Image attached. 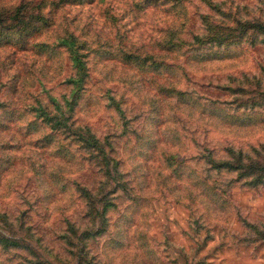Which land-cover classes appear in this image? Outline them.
<instances>
[{"label":"rangeland","instance_id":"obj_1","mask_svg":"<svg viewBox=\"0 0 264 264\" xmlns=\"http://www.w3.org/2000/svg\"><path fill=\"white\" fill-rule=\"evenodd\" d=\"M28 1L21 15L33 22L23 27L10 17L22 0H0L16 24L0 27V234L18 244L0 246V264H244L264 236V184L230 185L203 152L233 144L264 167V43L250 42L251 29L224 55L165 44L173 27L200 33L205 16L264 19V0ZM69 33L87 54L81 89L70 79ZM128 53L167 64L143 67ZM247 100L249 117L231 103ZM41 106L61 108L69 131L52 128ZM86 128L123 176L113 167L104 176Z\"/></svg>","mask_w":264,"mask_h":264},{"label":"trees","instance_id":"obj_2","mask_svg":"<svg viewBox=\"0 0 264 264\" xmlns=\"http://www.w3.org/2000/svg\"><path fill=\"white\" fill-rule=\"evenodd\" d=\"M28 2V0L27 2L26 0H22L21 5L18 6L17 12H15L14 15L10 16L13 20L18 18L17 21H19V23H21L20 25H23V27H25V25L31 19H24L21 15L22 11L24 10L25 4H28ZM6 16V14L0 12V27H10L11 25H16L6 22L8 19ZM206 17L207 16L203 18L204 29L200 33H195L190 39L184 38L183 33H178L177 31H175L176 27H173L172 30L174 31L173 33L175 34L176 39L167 41L165 46L176 48L179 52L185 53L186 51L191 50L189 46L186 47V44H190L187 42L194 41L197 44L195 48L196 50H198L200 46L205 45L206 48L216 49V51H219L220 53H222V55H224L225 53H231L230 51L233 44H236L238 41H243V37H245L248 34V31H250L251 29L254 31V33L250 42L252 44L264 43V19L258 18L257 20L251 19L243 21L240 18H235L232 23H227L226 21L214 22ZM36 18L37 21H42L44 19L41 15H37ZM32 22L33 21L29 22L28 25H30ZM62 41L68 48L73 67L75 69V73L71 76L70 79L71 81H73L72 83L75 85V87L77 86L79 89H81L82 87H84V84L89 77V68L86 59L87 54L82 50L83 46H81L79 39L74 33H69V36L63 37ZM127 55L128 56H126V59L129 63H132L131 61H135L137 63H140V65H142L143 67L153 66L154 69H159L163 66V64H167L164 60L156 59V57H154L152 54L144 56L143 61L140 57L134 56L132 53H128ZM205 55L207 54H203V56ZM244 74L247 75V73ZM235 75L236 74H230V76H233L236 79ZM259 82H262V80L260 79ZM227 87L231 89L230 87L232 86L229 84ZM79 89L77 91H79ZM232 89L233 92H236L235 88ZM177 91L179 92V94L184 93V91L182 90ZM194 98L196 99V97ZM202 103L204 105L206 102L203 101ZM231 103H234V105L236 104L235 108L237 109H245L246 111L243 114L247 117L251 115L250 112L247 111V109H251L253 106H255L254 102H248V100L247 102H240L238 104L234 101H232ZM116 105L118 109L121 110L119 104ZM213 106L215 111L217 110V112H220L221 110L224 111L227 109H235L233 108V106L229 108V106L227 105L220 104ZM39 110L41 114L45 116V119L50 123L52 128L62 129L66 133L69 131V123L67 121L63 122L58 118V115H61L63 112L61 108L60 110H56L54 113L42 106L39 108ZM71 130L72 131L69 133L78 132L79 134V130H77V128H73V126H71ZM84 130H86L89 134V137H87V139L85 140L88 142L90 152L93 154L101 153L106 158V167L108 171L104 172V176L111 173L112 167L114 172L123 176V172L121 171L119 166L112 164L114 159L110 157L109 154H107L104 145L101 143L97 135L90 128H86ZM257 153L264 156L262 153H260V149L259 151H257ZM203 158L205 159L211 170L219 173H228L227 175H225V178L228 180V183L230 185H233L236 182H241L242 184L254 187L264 184V167H261L260 165L255 166L254 164H252L253 162H257L258 160L254 158L253 152L250 150H246L230 144L223 147L221 149L220 155L216 156L215 151L212 148H206L203 152ZM119 183L120 182H117L114 191H109L107 193H114L115 191L120 189L121 186ZM87 198H93V192L89 189ZM110 201L111 200L108 199L104 202L105 208L111 205ZM86 231L87 232H85V234H87V237L103 232V230H97V232L96 230L94 232L91 230ZM262 238H264V236H262ZM0 246L9 249L18 246V244L12 238L0 234Z\"/></svg>","mask_w":264,"mask_h":264},{"label":"crops","instance_id":"obj_3","mask_svg":"<svg viewBox=\"0 0 264 264\" xmlns=\"http://www.w3.org/2000/svg\"><path fill=\"white\" fill-rule=\"evenodd\" d=\"M260 240L261 241H256L248 245L247 247L248 258L246 260L242 259V263L244 264H264V254L263 255L259 254L262 251L264 253V238H261Z\"/></svg>","mask_w":264,"mask_h":264}]
</instances>
